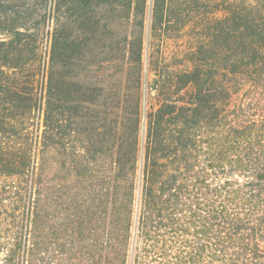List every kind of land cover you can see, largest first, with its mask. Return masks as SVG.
Instances as JSON below:
<instances>
[{
	"label": "trees",
	"instance_id": "16d2710c",
	"mask_svg": "<svg viewBox=\"0 0 264 264\" xmlns=\"http://www.w3.org/2000/svg\"><path fill=\"white\" fill-rule=\"evenodd\" d=\"M67 4L125 14L121 62L138 85L124 130L114 86L95 127L92 64L83 81L76 67L101 26L64 22ZM186 28L191 66L164 72L157 47ZM51 163L66 173L70 264L86 239L106 264H264V0H0V264H62Z\"/></svg>",
	"mask_w": 264,
	"mask_h": 264
},
{
	"label": "rangeland",
	"instance_id": "374dc122",
	"mask_svg": "<svg viewBox=\"0 0 264 264\" xmlns=\"http://www.w3.org/2000/svg\"><path fill=\"white\" fill-rule=\"evenodd\" d=\"M68 2L69 0H64ZM112 7H109L107 9H111ZM92 9V8H91ZM114 12L110 10L101 11L96 10V13L91 12L87 14V16H83L82 10H75L72 8L69 4L67 6L65 5L63 11H64V18L63 21L67 22V18H69L70 22H74L76 25H81L85 22H87V18L94 16L99 19V24L101 26L99 32H97V41H95L96 46H93L86 50L87 53L79 56L77 58L79 64L76 67V73L78 76V79L81 81L85 78V73L83 71V61L89 60V62L92 64L90 65L91 68V76L90 81L94 83L95 87L97 88V101L95 105V113L96 118H94L95 121H97L95 127H98L102 124V121L105 117H107V122L110 121L111 117V105L114 104L112 101L113 97V91L114 89L118 90L120 94V100H119V106H118V114H119V122L121 123L120 128L124 130L126 128V125L129 124L130 120L128 119V114H130V117H132L134 111H135V99H136V87L138 83H136V73L135 69H131L130 73L128 72V68L126 66L122 65L121 58H122V41L124 40V35L126 34V31L128 30L127 21L125 18V14L122 11V9H116ZM85 22V25H86ZM148 24L149 20H147V36H148ZM50 30H52V26L50 24ZM193 34V30L191 28H186L185 30L181 31L179 34L176 33L172 37L165 38L163 42L160 44L158 48V60H159V66L161 70L170 71V70H183L188 69L191 64L187 59V54L193 45L191 44V36ZM153 51V49H152ZM149 56V46L148 41L145 43V72L147 71V59ZM82 62V63H81ZM110 76V77H108ZM152 78H154V75L150 74L148 77V80L144 79L142 83V90H143V109L145 106V103L147 101V91L149 90V86L151 85ZM114 86V89H113ZM151 101V100H150ZM155 102V100H154ZM116 103V102H115ZM150 105L148 104V107ZM145 110V109H144ZM107 112V114H105ZM107 115V116H106ZM127 115V116H126ZM103 129H101V132ZM81 137V136H80ZM79 137V138H80ZM103 134H100L99 132L95 133L93 135V141L98 142L103 139ZM82 138V137H81ZM104 148L101 146V148L98 150L101 152V149ZM59 162L60 157H59ZM106 158L104 157V153L102 151L101 155L96 159L95 165H97V168L100 171L101 176V186L98 187L99 189L103 190L104 184V176L105 168H106ZM53 163V162H52ZM52 163L50 164V169L48 172V176L50 179H53V183H56V185L59 187L57 192L58 197V215L55 219V222L57 224L58 230H59V239L58 243L60 244L59 247V260L62 264H70L71 263V255L70 250L73 246H76L74 240V234L72 230V226H74V217L68 216V212L66 210V195L65 193V187H62V185H65L64 181V175L66 174L65 171H63L62 167L60 166V163H57V166L52 167ZM61 168V169H60ZM56 169L58 173H56ZM72 179V178H71ZM81 181V178H78ZM76 179V180H78ZM73 180V179H72ZM75 181V180H74ZM90 184H85V186H88L89 189H91ZM95 185V184H94ZM96 186V185H95ZM90 190H87L89 192ZM119 199V195H118ZM87 200V204H90V200ZM101 201H103L102 205L105 206L106 202L105 199L101 198ZM117 205H119V201L117 200ZM86 211L83 209V212ZM52 221V219L50 220ZM110 219L104 214L100 220V223L105 224L106 231L108 232L110 230L109 226ZM115 233L116 239L108 240L106 241L107 237L104 238V242L102 241V244L105 245L103 247L109 246V245H117L118 243V222L116 229L113 230ZM88 239H86L83 243L85 246H81L83 248H79V253L77 255V262L81 264H106L105 262V256L102 254H89L87 252L86 246L88 245L87 242ZM118 247V246H117ZM76 251V250H75ZM77 254V251H76Z\"/></svg>",
	"mask_w": 264,
	"mask_h": 264
}]
</instances>
